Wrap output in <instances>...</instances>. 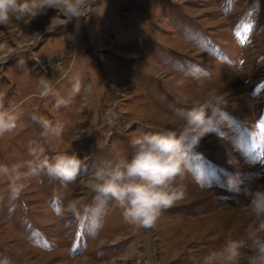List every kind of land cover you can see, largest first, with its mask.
I'll use <instances>...</instances> for the list:
<instances>
[{
  "label": "rangeland",
  "instance_id": "rangeland-1",
  "mask_svg": "<svg viewBox=\"0 0 264 264\" xmlns=\"http://www.w3.org/2000/svg\"><path fill=\"white\" fill-rule=\"evenodd\" d=\"M54 16L0 26V92L22 112L0 137V164L30 159L35 142L49 156L76 152L83 169L72 182L31 178L15 200L0 176V264H206L245 238L248 201L232 187L264 185V0H95L78 27L48 31ZM41 80L68 104L41 96ZM212 90L227 104L176 180L184 198L152 227L127 222L87 186L100 160L130 158V140L144 132L179 131ZM34 114L61 134L42 135ZM69 202L77 214L60 211Z\"/></svg>",
  "mask_w": 264,
  "mask_h": 264
},
{
  "label": "clouds",
  "instance_id": "clouds-1",
  "mask_svg": "<svg viewBox=\"0 0 264 264\" xmlns=\"http://www.w3.org/2000/svg\"><path fill=\"white\" fill-rule=\"evenodd\" d=\"M95 0H0V26L9 27L13 21L28 23L38 13L55 9L62 25L48 26V31L66 25L72 20L87 17ZM41 96L55 95V108L68 104L59 97L47 80L40 81ZM82 91L77 79L71 89L72 96ZM227 95L217 90L210 91L202 100H197L183 113L185 126L177 130L161 129L144 132L130 140V158L117 152L112 159H102L87 173V186L93 191L109 196L122 209L124 219L141 227H152L163 211L171 208L185 196L182 186L176 184L184 174L185 161L191 149L201 137L212 129ZM211 111V115H209ZM22 112L16 104L6 102V94L0 92V137L12 133L18 126ZM34 123L43 129L42 135L59 136L62 127L51 121L33 115ZM78 138V137H77ZM30 159L11 165L0 164V176L9 183L10 199H17L29 179L47 175L66 182L77 180L83 169V159L76 152H58L49 156L46 149L35 142L28 148ZM231 162V161H230ZM233 190L247 198L246 214L251 218L245 238L230 241L223 251L212 253V261L206 264H264V185L243 188L235 185ZM239 203V200H237ZM60 211L77 214L76 202H69Z\"/></svg>",
  "mask_w": 264,
  "mask_h": 264
}]
</instances>
